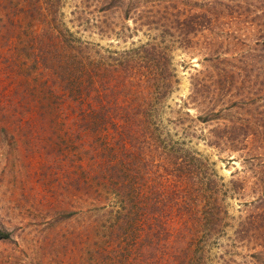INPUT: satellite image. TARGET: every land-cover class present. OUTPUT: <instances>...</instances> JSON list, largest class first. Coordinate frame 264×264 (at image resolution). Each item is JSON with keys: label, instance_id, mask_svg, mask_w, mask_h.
Segmentation results:
<instances>
[{"label": "rangeland", "instance_id": "374dc122", "mask_svg": "<svg viewBox=\"0 0 264 264\" xmlns=\"http://www.w3.org/2000/svg\"><path fill=\"white\" fill-rule=\"evenodd\" d=\"M0 228V264H264V0H0Z\"/></svg>", "mask_w": 264, "mask_h": 264}, {"label": "trees", "instance_id": "16d2710c", "mask_svg": "<svg viewBox=\"0 0 264 264\" xmlns=\"http://www.w3.org/2000/svg\"><path fill=\"white\" fill-rule=\"evenodd\" d=\"M150 56H151V59L152 60H154V58H155V53H151L150 54ZM149 78V77H148ZM127 109H129V108H126L125 110H127ZM132 110H133V107L131 108ZM137 117H136V115H132V114H128V115H126V116H123V119H125V121H126V129H127V131H126V133H127V139L129 140V141H131V142H133V134L132 133H130V130L133 128H135V126L137 125V123H135V122H137V119H136ZM125 124L123 123V126H124ZM180 162L179 163H177V165L179 166V168H180ZM183 165V164H182ZM178 168V169H179ZM180 170V169H179ZM178 177H180V179H179V184L181 185V184H183V181H185V175H179ZM182 179V180H181ZM182 188H184V185H182ZM157 198H159V199H156L155 200V202L153 203V206H155V204H157V206L158 205H163V201H165L166 200V198H167V196H165V197H161V196H159V197H157ZM9 236V233L7 232V231H5V230H3L2 228H0V239H5V238H7Z\"/></svg>", "mask_w": 264, "mask_h": 264}]
</instances>
